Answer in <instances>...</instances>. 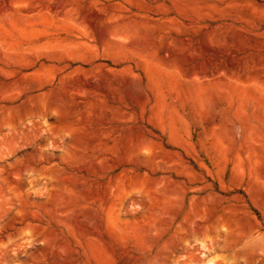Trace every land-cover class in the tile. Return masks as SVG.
Returning <instances> with one entry per match:
<instances>
[{"label":"rangeland","instance_id":"obj_1","mask_svg":"<svg viewBox=\"0 0 264 264\" xmlns=\"http://www.w3.org/2000/svg\"><path fill=\"white\" fill-rule=\"evenodd\" d=\"M0 8V264H264V0Z\"/></svg>","mask_w":264,"mask_h":264},{"label":"bare ground","instance_id":"obj_2","mask_svg":"<svg viewBox=\"0 0 264 264\" xmlns=\"http://www.w3.org/2000/svg\"><path fill=\"white\" fill-rule=\"evenodd\" d=\"M69 1V0H68ZM22 3V2H21ZM68 5V4H67ZM11 7V6H10ZM3 8V7H2ZM1 9V8H0ZM12 9V8H11ZM14 9V8H13ZM52 9V8H51ZM1 11H3V9L1 10ZM10 13V12H9ZM15 13V12H14ZM13 13V14H14ZM37 13V12H36ZM40 13V12H39ZM57 14V13H56ZM24 15V14H23ZM50 16V15H49ZM54 16V15H53ZM61 16V15H60ZM38 17V16H37ZM51 17V16H50ZM55 17V16H54ZM55 19V18H54ZM54 21V20H53ZM60 21V20H59ZM66 21V20H65ZM57 41V43H58V45H59V41L58 40H56ZM61 42V41H60ZM48 43V42H47ZM56 43V44H57ZM62 43V42H61ZM66 43V42H65ZM69 43H72V42H69ZM68 42H67V45H65L66 47L68 46V45H71V44H69ZM44 44H46V43H44ZM49 44V43H48ZM63 44V43H62ZM38 47V46H37ZM40 47V46H39ZM44 47V46H43ZM45 47H47V46H45ZM51 47V46H50ZM1 48V47H0ZM36 48V47H35ZM44 49V48H43ZM64 50V49H63ZM14 51V50H13ZM1 52V51H0ZM15 52V51H14ZM25 52V51H24ZM11 53V52H10ZM4 54V53H3ZM19 55H22V54H20L19 53ZM8 57V56H7ZM2 58V57H1ZM5 61V60H4ZM28 67V66H27ZM41 68V67H40ZM45 68V67H44ZM36 71V70H35ZM38 71V70H37ZM11 72V71H10ZM4 73V72H3ZM36 73V72H35ZM14 74V73H13ZM37 74V73H36ZM36 74H34V75H36ZM10 75V74H9ZM32 75V74H31ZM8 77V76H7ZM9 77H11V76H9ZM22 77H23V75H22ZM243 116H244V114H243ZM257 119V118H256ZM263 119V118H262ZM263 122V121H262ZM187 131V130H186ZM189 136V135H188ZM216 141V140H215ZM187 143V142H186ZM221 144V143H220ZM187 145V144H186ZM189 146V145H188ZM190 149H192V148H190ZM221 151V150H220ZM219 151V152H220ZM222 152V151H221ZM197 154V153H196ZM219 156H220V154H219ZM202 164V163H201ZM236 165H238V164H236ZM239 167V166H238ZM186 168V167H185ZM240 172H241V170H240ZM250 174V173H249ZM252 178V177H251ZM255 178V177H254ZM243 179V178H242ZM203 181V180H202ZM244 181V180H243ZM248 181V182H247ZM246 182V184H247V186H249V187H251V188H261V189H264V183H258L257 182V180H255V179H249V180H247ZM201 182V181H200ZM201 189V188H200ZM193 200V199H192ZM194 201V200H193Z\"/></svg>","mask_w":264,"mask_h":264}]
</instances>
